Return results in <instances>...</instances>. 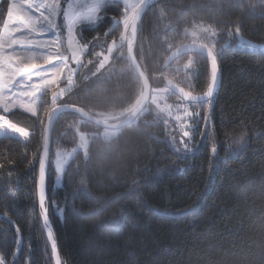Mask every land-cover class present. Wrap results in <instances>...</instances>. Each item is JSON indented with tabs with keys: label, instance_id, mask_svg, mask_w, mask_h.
Here are the masks:
<instances>
[{
	"label": "trees",
	"instance_id": "trees-1",
	"mask_svg": "<svg viewBox=\"0 0 264 264\" xmlns=\"http://www.w3.org/2000/svg\"><path fill=\"white\" fill-rule=\"evenodd\" d=\"M214 2L218 0H172L175 10L163 20L147 13L135 48L139 59L143 45L151 84L164 86L165 24L171 21L175 27L182 11L188 12L186 18L209 23L221 20L229 28L239 18L244 39L256 46H239L234 36L225 35L227 28L220 32L219 88L210 106L199 109L196 123L189 124L192 150L173 151L171 138L175 136L179 146L182 132L172 120L165 125L150 115L146 125L125 128L110 150L94 139L89 159L85 161L78 152L60 186L53 183L49 167L46 206L62 264H264V8L258 0H251L257 7L248 10L250 0H243V12L238 8H225L224 15L205 9L194 15L188 11L193 3ZM121 3L110 0L106 16L118 17ZM2 16L6 13L0 11ZM111 26L112 21L104 18L98 22V33L85 31L82 36L88 40L99 34L103 41ZM179 39L168 33L169 41ZM186 61L182 57L181 64ZM194 61V74L187 80L183 71L165 74L180 87L199 94L207 87L210 66L205 57L196 56ZM81 76L77 75L79 87L91 84ZM122 83H129L128 78ZM128 99L129 93L120 94V103L126 104ZM168 102L182 103L176 96H169ZM0 115L37 132L27 146L0 137V164L4 165L0 168V255L7 264H55L39 210L38 165L28 162L38 148L39 125L19 110L0 111ZM70 122L67 118L53 131L52 140L61 149L76 146ZM81 130L94 131L84 125ZM188 139L184 137L185 142ZM52 157L51 151L50 160ZM82 179L87 192L82 190ZM73 195L76 210L66 208L61 217L55 212L53 198L55 203L63 205L67 199L71 204ZM8 220L20 228L19 251L13 244L14 226Z\"/></svg>",
	"mask_w": 264,
	"mask_h": 264
},
{
	"label": "snow or ice",
	"instance_id": "snow-or-ice-1",
	"mask_svg": "<svg viewBox=\"0 0 264 264\" xmlns=\"http://www.w3.org/2000/svg\"><path fill=\"white\" fill-rule=\"evenodd\" d=\"M110 0H3L0 11L6 16L0 17V111L12 113L19 110L35 118L39 125V141L32 160L39 169L38 196L39 209L47 238L51 242L55 264H62L53 236L51 222L46 206V179L51 167L53 183H60L66 174L70 159L78 152L83 153L85 161L89 159V146L94 139H100L106 147L111 148L112 142L121 132L130 126L139 128L147 124L148 116L162 119L167 125L175 120L182 132L179 146L176 137L172 136L170 147L178 154L189 152L194 145L191 143V128L195 117L200 116L199 109L210 106L211 98L218 80V49L220 32L228 29L225 35L237 39L239 46L254 49L256 46L244 39L241 34L239 18L232 26L221 20L214 22L197 21L182 11L176 26L171 21L165 24L163 40L166 42L167 56L162 68L166 84L153 86L149 82L148 65L144 63V48L141 44L139 59L136 41L138 25L142 30L141 20L149 12L163 20L170 11L175 10L172 0H122L118 6V17L106 16V5ZM264 8V0H258ZM255 3H248L247 9L254 10ZM238 8L243 12V0H218L212 5L193 3L189 10L195 14L205 9L213 14L224 15V9ZM107 18L112 26L105 30L104 39L99 34L85 40L82 33L92 31L98 33V22ZM92 25L97 27L93 28ZM180 37L177 42L168 40V33ZM100 48V51H97ZM207 58L210 76L206 89L199 94L186 90L174 83L167 73L169 70L180 73L183 71L187 80L194 74L192 69L194 57ZM182 57H187L181 64ZM92 65L91 68H88ZM88 72L84 74V69ZM81 79L91 81L85 88L79 87L77 75ZM127 77L129 83H122ZM189 88L191 85L189 84ZM76 89H79L78 91ZM129 93L126 104L120 103V94ZM65 96L68 99H65ZM169 96H176L180 104H169ZM71 118L69 127L76 137V146L71 150L61 149L58 141L50 139L56 126ZM205 123L207 118H203ZM90 126L94 131H82L81 126ZM37 134L36 129L29 131L17 126L5 115H0V137L15 139L26 146L32 141L30 137ZM184 137H188L185 142ZM50 147L53 157L50 160ZM211 152L216 154V146ZM37 153L38 158H37ZM186 158V157H185ZM4 165L0 164V168ZM82 190L84 180H81ZM93 199L97 197L88 192ZM73 203L67 199L63 205L55 203V212L61 217L66 208L75 211V195ZM13 224L16 238L13 241L17 251L22 243L20 228ZM0 264H7L4 255H0Z\"/></svg>",
	"mask_w": 264,
	"mask_h": 264
},
{
	"label": "water",
	"instance_id": "water-1",
	"mask_svg": "<svg viewBox=\"0 0 264 264\" xmlns=\"http://www.w3.org/2000/svg\"><path fill=\"white\" fill-rule=\"evenodd\" d=\"M142 19H143V18H142ZM141 22H142V20H141ZM139 27H140V25H138L137 41H138ZM137 41H136V45H137ZM249 42H250V41H249ZM250 43H251V42H250ZM251 44H252V43H251ZM218 68H219V73H218L217 86H216V88H215V90H214V94H213L211 100L215 97V95H216V93H217V91H218V88H219V81H220V67H219V65H218ZM149 82H150V80H149ZM150 84H151V82H150ZM52 136H53V132L50 133V139H51V140H52ZM51 151H52V148L50 147V155H49V159L51 158ZM48 172H49V169H48ZM38 187H39V186H38ZM47 189H48V174H47V179H46V196H48V194H47ZM46 201H47V200H46ZM38 203H39V196H38ZM39 210H40V209H39ZM48 216H49V214H48ZM49 220H50V222H51V226H52V230H53V236H54V238H55L56 246H57L56 235H55L54 227H53V224H52V221H51L50 217H49ZM42 222H43V221H42ZM45 230H46V229H45ZM46 233H47V231H46ZM57 250H58V252H59L58 246H57ZM59 255H60V252H59ZM60 257H61V255H60ZM53 259H54V256H53ZM54 262H55V259H54ZM61 262H62V258H61Z\"/></svg>",
	"mask_w": 264,
	"mask_h": 264
},
{
	"label": "rangeland",
	"instance_id": "rangeland-1",
	"mask_svg": "<svg viewBox=\"0 0 264 264\" xmlns=\"http://www.w3.org/2000/svg\"><path fill=\"white\" fill-rule=\"evenodd\" d=\"M112 1V0H111ZM120 1H122V0H120ZM167 102H168V100H167ZM169 103V102H168ZM169 104H171V103H169ZM177 104V103H176ZM176 104H173V105H176ZM173 122H175V124H176V126H178V130L180 131V127H179V125H178V123L175 121V120H172ZM17 126H19V125H17ZM21 127V126H20ZM189 127V125L185 128V130H187V128ZM181 132V131H180ZM90 147V146H89ZM68 150V149H67ZM71 150V149H70ZM76 155V154H75ZM75 157V156H74ZM73 157V158H74ZM71 160L72 159H70V161H69V163L71 162ZM63 181V180H62ZM62 181L60 182V183H56V186H60L61 184H62Z\"/></svg>",
	"mask_w": 264,
	"mask_h": 264
}]
</instances>
